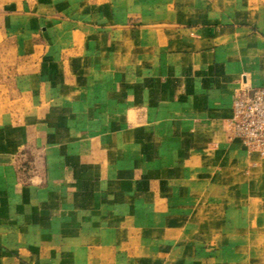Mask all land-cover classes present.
I'll return each mask as SVG.
<instances>
[{
  "label": "crops",
  "instance_id": "crops-1",
  "mask_svg": "<svg viewBox=\"0 0 264 264\" xmlns=\"http://www.w3.org/2000/svg\"><path fill=\"white\" fill-rule=\"evenodd\" d=\"M14 8L0 264L109 261L125 240L143 259V234L168 264H264V159L226 130L241 84L264 87V0Z\"/></svg>",
  "mask_w": 264,
  "mask_h": 264
},
{
  "label": "built area",
  "instance_id": "built-area-1",
  "mask_svg": "<svg viewBox=\"0 0 264 264\" xmlns=\"http://www.w3.org/2000/svg\"><path fill=\"white\" fill-rule=\"evenodd\" d=\"M226 130L245 151L264 159V87L241 84L233 95Z\"/></svg>",
  "mask_w": 264,
  "mask_h": 264
},
{
  "label": "rangeland",
  "instance_id": "rangeland-1",
  "mask_svg": "<svg viewBox=\"0 0 264 264\" xmlns=\"http://www.w3.org/2000/svg\"><path fill=\"white\" fill-rule=\"evenodd\" d=\"M21 3L28 5V0H0V12H3L6 9H9V6L10 8L14 10L15 9L14 5L15 4L21 5ZM3 6L5 8H3ZM5 42H6L5 39L0 37V44L5 43ZM0 54H2V52H0ZM149 237H151L149 234H143V237H142L143 244L141 248V254H142L143 259L132 257V253L134 252V249L131 247V244H129L125 240V241H122L119 246L118 244H116L113 247L116 250V254L114 255L113 259H110L109 261H107V260H102L98 258H93L91 259V264H165V263L168 264L170 260H168L165 257H158V254L160 253L164 245L150 244L148 242L150 240ZM174 246L179 247V245L177 244H174ZM150 254H152L154 257L145 258L149 256ZM118 256L119 258H117Z\"/></svg>",
  "mask_w": 264,
  "mask_h": 264
}]
</instances>
